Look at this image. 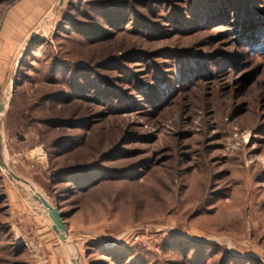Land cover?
I'll return each instance as SVG.
<instances>
[{
    "label": "rangeland",
    "instance_id": "rangeland-1",
    "mask_svg": "<svg viewBox=\"0 0 264 264\" xmlns=\"http://www.w3.org/2000/svg\"><path fill=\"white\" fill-rule=\"evenodd\" d=\"M263 30L264 0H0V264H264Z\"/></svg>",
    "mask_w": 264,
    "mask_h": 264
},
{
    "label": "water",
    "instance_id": "water-1",
    "mask_svg": "<svg viewBox=\"0 0 264 264\" xmlns=\"http://www.w3.org/2000/svg\"><path fill=\"white\" fill-rule=\"evenodd\" d=\"M58 218L60 219V216H58ZM58 230L60 231L61 234V240L65 241L68 233L66 231V228L61 223V221H58Z\"/></svg>",
    "mask_w": 264,
    "mask_h": 264
},
{
    "label": "snow or ice",
    "instance_id": "snow-or-ice-1",
    "mask_svg": "<svg viewBox=\"0 0 264 264\" xmlns=\"http://www.w3.org/2000/svg\"><path fill=\"white\" fill-rule=\"evenodd\" d=\"M260 46H264V35H261L257 41Z\"/></svg>",
    "mask_w": 264,
    "mask_h": 264
},
{
    "label": "trees",
    "instance_id": "trees-1",
    "mask_svg": "<svg viewBox=\"0 0 264 264\" xmlns=\"http://www.w3.org/2000/svg\"><path fill=\"white\" fill-rule=\"evenodd\" d=\"M75 27H76V31H77V32H79L80 34H82V33H83V31H81V30H78V26H77V25H75ZM243 30H244V32H245V28H244ZM263 31H264V30H263ZM263 31H260L259 33H260V34H262V33H263ZM261 32H262V33H261ZM259 33H258V34H259ZM245 43H247V44H248V40H246V41H245ZM250 43H251V42H250ZM262 49H263V48H262Z\"/></svg>",
    "mask_w": 264,
    "mask_h": 264
},
{
    "label": "crops",
    "instance_id": "crops-1",
    "mask_svg": "<svg viewBox=\"0 0 264 264\" xmlns=\"http://www.w3.org/2000/svg\"><path fill=\"white\" fill-rule=\"evenodd\" d=\"M46 3H50L52 2L53 0H44Z\"/></svg>",
    "mask_w": 264,
    "mask_h": 264
}]
</instances>
